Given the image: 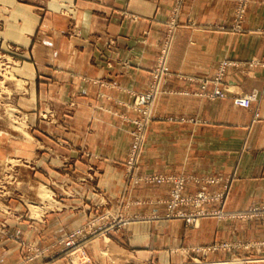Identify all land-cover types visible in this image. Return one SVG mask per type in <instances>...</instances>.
<instances>
[{"label":"rangeland","instance_id":"374dc122","mask_svg":"<svg viewBox=\"0 0 264 264\" xmlns=\"http://www.w3.org/2000/svg\"><path fill=\"white\" fill-rule=\"evenodd\" d=\"M250 1L245 5L238 0L229 29L243 31ZM175 2L149 87L130 91L128 112L117 114V130L126 132L129 141L111 138L105 143L99 133L114 129H95V142L88 144L86 130L76 135L71 128L76 102L55 95L57 75L70 78V64L55 62L61 51L70 55V49L56 46L55 29L74 21L71 7L57 0H0V264H264V238L216 241L188 250L176 233L175 249L168 247V221H175L177 230L197 228L204 218L255 220L264 229V206L244 211L226 207L232 176L140 169L150 150L151 123L162 118L157 108L168 93L166 84L177 74L169 64L180 28L177 11L182 0ZM256 65L257 60L224 59L215 77L202 79V86L213 84L210 98L220 97L215 95L218 88L226 97L231 93L222 84L226 69ZM253 92L258 100V92L252 91L235 95L234 102ZM100 151L123 154L107 161ZM107 171L115 175L105 176ZM191 183L194 191L189 192ZM154 189L159 196L151 197ZM150 220L159 221L154 225ZM131 222L159 231L153 239L159 245L156 254L116 241ZM251 249L253 255H247ZM233 250L237 252L213 257Z\"/></svg>","mask_w":264,"mask_h":264},{"label":"crops","instance_id":"0c3cea01","mask_svg":"<svg viewBox=\"0 0 264 264\" xmlns=\"http://www.w3.org/2000/svg\"><path fill=\"white\" fill-rule=\"evenodd\" d=\"M57 1L62 5L66 2L74 18L55 29L56 46L70 49V55L61 51L55 59L56 63L70 64V78L63 74L56 77L55 95L58 100L68 95L76 102L71 128L76 135L86 130L88 144L95 142V129H114V133H99L105 143L111 138L116 143L128 142L127 133L117 130V114L128 112L130 91L149 87L175 0ZM237 6L238 0H182L177 11L180 28L169 61L177 74L166 84L168 93L157 108L162 118L151 123L150 150L142 158L140 169L232 176L226 207L244 211L264 206V0L250 1L242 21L243 31L239 32L229 29ZM58 14L55 16H63ZM224 59L257 60L258 65L228 67L222 84L231 93L210 98L213 84L203 87L201 81L215 77ZM252 91L258 92L259 99L250 107L234 102L235 95ZM100 154L111 161L122 158L123 152ZM104 174L115 175L111 171ZM193 184L189 192L194 191ZM150 193L151 197L159 196L155 189ZM158 221L147 222L155 225ZM141 224L129 223L115 239L130 249L156 254L159 245L153 239L160 233ZM168 224V247L173 250L176 233L188 250L216 241L264 238L261 222L255 220L204 218L197 228L181 226L178 230L175 221ZM249 251L246 254L253 255L254 250ZM236 252H218L213 257Z\"/></svg>","mask_w":264,"mask_h":264},{"label":"built area","instance_id":"2783aa9c","mask_svg":"<svg viewBox=\"0 0 264 264\" xmlns=\"http://www.w3.org/2000/svg\"><path fill=\"white\" fill-rule=\"evenodd\" d=\"M239 1H240V3L246 5L249 0H239ZM238 12H239V15H242V14H244V9L240 8ZM215 95L220 96V97H225L226 94L218 88L215 92ZM256 100H257V93L256 92H253L251 94H248V95H245L242 97H236L235 98L236 104L243 106V107H250V105ZM180 184L184 185V179H181ZM261 214H262L263 224H264V210H263V213H261ZM235 216H245V214H243V215L238 214Z\"/></svg>","mask_w":264,"mask_h":264},{"label":"bare ground","instance_id":"6f19581e","mask_svg":"<svg viewBox=\"0 0 264 264\" xmlns=\"http://www.w3.org/2000/svg\"><path fill=\"white\" fill-rule=\"evenodd\" d=\"M142 101V100H141ZM110 247V246H109Z\"/></svg>","mask_w":264,"mask_h":264}]
</instances>
